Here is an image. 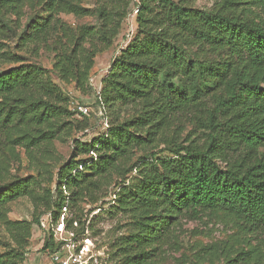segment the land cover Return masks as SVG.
Segmentation results:
<instances>
[{
	"label": "trees",
	"instance_id": "obj_1",
	"mask_svg": "<svg viewBox=\"0 0 264 264\" xmlns=\"http://www.w3.org/2000/svg\"><path fill=\"white\" fill-rule=\"evenodd\" d=\"M8 1L0 0V29L16 35ZM133 3L102 0L91 12L74 0H48L46 19H31L19 43L34 45L38 55L55 30L59 39L51 71L3 52L0 43V61L13 64L0 70V124L14 129L16 119L29 118L36 126L49 125L47 133L20 138L32 145L71 130L86 131L88 125L74 119L59 84H74L82 94L92 90L95 60L123 35ZM134 5L136 33L114 58L98 96V103L115 114L107 133L88 143L75 141L71 159L55 179L43 181L44 187L41 176L0 184V224L10 241H0V264L26 262L32 229L40 231L43 215L51 213L57 224L63 209H69L66 229L83 235L91 212L84 205L96 206L103 198L98 191L114 175L124 179L117 183L112 208L129 213L134 224V231L115 245L124 264L146 263L181 217L200 220L223 213L249 232H264V0H221L212 10L174 0ZM254 8L263 16L254 15ZM61 14L94 15L97 24L72 29ZM192 111L202 135L181 141L174 122ZM137 152L142 155L131 164ZM38 189L43 211L31 222L4 221L13 202L36 197ZM43 240V250L54 249L51 231ZM227 264L259 263L247 251Z\"/></svg>",
	"mask_w": 264,
	"mask_h": 264
},
{
	"label": "rangeland",
	"instance_id": "obj_2",
	"mask_svg": "<svg viewBox=\"0 0 264 264\" xmlns=\"http://www.w3.org/2000/svg\"><path fill=\"white\" fill-rule=\"evenodd\" d=\"M48 0H9V19L18 27L17 34L13 35L0 29V43L2 51H9L23 56L27 61L37 62L46 70L53 69L56 55V31L51 29L48 41L41 45L38 55H34L32 44L21 47L19 36L23 31H28L27 25L31 19L42 17L46 19L47 12L45 3ZM81 6L95 11L102 0H74ZM138 0H134L137 3ZM183 1L186 5L197 8L212 10L221 0H174ZM132 5L133 12L129 15L123 35L115 43L114 47L99 55L95 60L93 76L90 80L92 90L87 94L78 91L74 84L66 87L59 84L70 99V110L75 113V118L81 123L88 125V129L82 133L71 130L65 136L55 138L51 141H41L31 144L27 140L20 139L27 135L31 138L38 137L50 131L49 125L36 126L29 122V118L13 123L16 128H4L0 124V184L11 181L15 178L27 176H41L39 183L44 187L50 177L56 178L59 170L72 157L74 153L75 141L83 143L91 142L94 139L107 133L110 123L114 120L115 114L106 106L98 103V96L102 88V80L111 69L114 58L125 48L133 35L136 33V9ZM253 14L262 17V12L256 8ZM59 18L70 28L76 29L83 25L94 26L97 24L96 16L77 17L74 15L61 14ZM37 19V18H36ZM209 56L208 58H210ZM216 61L224 58L212 56ZM13 67L9 61H0V70ZM55 82L58 80L53 76ZM80 107L87 108L88 114L80 111ZM195 111L190 114L178 117L173 125V129H180L181 141L188 135L195 137L202 135V131L196 126ZM73 125V124H72ZM56 129V128H55ZM37 139V138H35ZM36 141V140H34ZM161 147L157 151H161ZM137 152L133 156L131 164L141 156ZM161 155H168L162 152ZM82 158H85L82 156ZM135 175V172L126 176L127 181ZM122 179L114 175L111 181L102 185L98 195L103 197L96 206L87 205L86 211H91L85 224L84 239H89L95 247V252L105 264H124L121 254L117 253L115 245L125 236L134 231L132 216L127 212H122L112 207L115 205L116 193L119 191L117 183ZM55 189V184L53 185ZM36 197L21 198L13 202L5 211L4 221H27L31 222L34 213L43 211L41 200ZM72 217L68 209L65 219ZM65 220V221H66ZM55 222V217H53ZM59 233L56 231V235ZM42 234L36 226L32 229V239L27 260L24 264H45L46 258L42 257ZM82 237V236H80ZM0 241L10 243L9 235L5 231V225L0 224ZM2 250V249H0ZM252 252L254 262L264 264V232H249L244 226L231 217L223 213L206 214L200 220H192L188 217H181L177 221L176 227L172 230L169 238L159 244L151 258L144 264H227L243 252Z\"/></svg>",
	"mask_w": 264,
	"mask_h": 264
},
{
	"label": "built area",
	"instance_id": "obj_3",
	"mask_svg": "<svg viewBox=\"0 0 264 264\" xmlns=\"http://www.w3.org/2000/svg\"><path fill=\"white\" fill-rule=\"evenodd\" d=\"M85 115L88 114L87 108H79ZM67 209H63V214L56 224L53 222V215L51 213L43 215L40 218V232L42 237L45 233L52 232L54 239V249L45 247V241H42V257L46 258L45 264H105L101 261L95 247L91 244L89 239H84V235H76L66 229L65 217ZM76 227L77 223L74 224ZM56 231L58 236L56 235ZM82 236V237H80ZM57 245V247H56Z\"/></svg>",
	"mask_w": 264,
	"mask_h": 264
},
{
	"label": "bare ground",
	"instance_id": "obj_4",
	"mask_svg": "<svg viewBox=\"0 0 264 264\" xmlns=\"http://www.w3.org/2000/svg\"><path fill=\"white\" fill-rule=\"evenodd\" d=\"M89 246H91V243H88Z\"/></svg>",
	"mask_w": 264,
	"mask_h": 264
}]
</instances>
